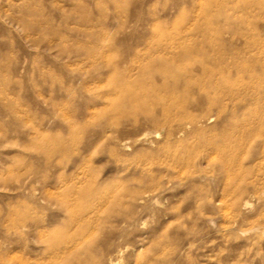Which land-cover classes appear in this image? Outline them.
I'll return each instance as SVG.
<instances>
[{
  "label": "rangeland",
  "instance_id": "1",
  "mask_svg": "<svg viewBox=\"0 0 264 264\" xmlns=\"http://www.w3.org/2000/svg\"><path fill=\"white\" fill-rule=\"evenodd\" d=\"M263 134L264 0H0V264H264Z\"/></svg>",
  "mask_w": 264,
  "mask_h": 264
},
{
  "label": "bare ground",
  "instance_id": "2",
  "mask_svg": "<svg viewBox=\"0 0 264 264\" xmlns=\"http://www.w3.org/2000/svg\"><path fill=\"white\" fill-rule=\"evenodd\" d=\"M176 48L178 49V52L177 51L175 52L170 51L166 53L163 52L164 54L162 56L157 57L155 60L149 61L146 64H141V65L139 64L136 69V76L132 78L130 77L131 81L130 80L128 81L125 78L122 79L119 85L121 89L120 98H123L130 103H133L131 100H133L135 103H138L140 102L139 101L140 98L144 97L146 99V97H148L149 94H153L156 90L157 91L162 90L166 95L169 104L171 103L180 111L183 110L184 106L182 105V100L186 97L184 94L186 93L185 89L192 84V80L189 78L191 77L192 74L186 69L185 66H180V65L176 66V61L177 63L180 61H184L187 58H189V56H191L192 53L191 50H188V48L184 46H177ZM149 51L150 49L148 50V52ZM202 70L203 71L206 70L205 67H203ZM151 74H157L158 77L162 78V81L159 85L148 83L147 81L148 78L146 77ZM182 83L184 84L183 85L184 89L179 90V85ZM136 89L139 90L138 94H136V92L134 93V90ZM185 118L188 119V122L183 123V125L197 124L196 116L189 115L188 117L186 116ZM222 140L223 143L226 142L225 136L222 137ZM261 140L263 144L264 134L261 136ZM213 150L216 151V149L214 148ZM263 153H264V148H263Z\"/></svg>",
  "mask_w": 264,
  "mask_h": 264
}]
</instances>
